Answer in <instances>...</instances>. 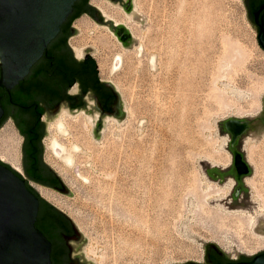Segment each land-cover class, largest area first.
Listing matches in <instances>:
<instances>
[{"label":"rangeland","instance_id":"1","mask_svg":"<svg viewBox=\"0 0 264 264\" xmlns=\"http://www.w3.org/2000/svg\"><path fill=\"white\" fill-rule=\"evenodd\" d=\"M242 1L131 0L132 8L126 13L120 4L103 0L105 8L121 19L131 17L135 35L121 25L129 30L133 46L122 47L107 26L86 17L88 28L68 40L70 47L75 39L82 52L93 48L88 55L96 64V35L107 34L133 53L129 67L120 66L109 79L98 76L113 85L125 116L104 117L96 139L99 115L76 113L93 123L95 152L82 162L72 167L54 158L52 165L45 162L46 120L60 109L69 110L60 106L54 115L42 117L43 161L72 194L44 188L53 193L59 207L42 198L63 212L86 239L81 253L92 264H199L208 243L229 261L264 251V127L246 134L237 148L251 164L248 186L241 180L237 198L226 191L227 134L218 128L230 118L258 116L263 108L264 51L256 45ZM72 53L77 61L85 56ZM180 74L181 93L177 88ZM69 93L76 94L77 87ZM6 123L20 137L19 174L26 179L23 138L11 119L0 130ZM107 123L115 130L105 136L102 131ZM146 158L151 161L148 168ZM164 170L181 172V178L177 177L181 183L175 186L169 214L162 217L155 232L150 227L153 215L147 196L135 182L145 172ZM29 185L40 195V186ZM241 212L244 215L239 216ZM250 215L255 216L252 230L246 227Z\"/></svg>","mask_w":264,"mask_h":264},{"label":"water","instance_id":"2","mask_svg":"<svg viewBox=\"0 0 264 264\" xmlns=\"http://www.w3.org/2000/svg\"><path fill=\"white\" fill-rule=\"evenodd\" d=\"M77 1L78 0H0V88L9 92L20 81L24 80L31 68L41 59L48 45L57 37L60 32V27L72 13L73 6ZM121 1L122 0H120V2ZM131 8V0H129L123 10L129 13ZM100 15L101 12L98 11L97 16L99 21L102 20ZM110 21L113 23V27L107 26V28L117 38L121 46L124 48L132 47L133 40L130 37L131 34L129 30L121 24H115L112 20ZM116 26L119 27L117 31L114 32L113 28H116ZM72 31H76L75 34H77L76 29ZM125 31L128 32L129 37L126 44L127 46L124 45L126 40L123 34ZM70 51L72 53L71 49ZM83 52L85 53L83 58L87 59L88 53L94 52V50L91 47H86L83 49ZM100 82L112 89L118 98L120 111L115 113L113 117L123 118L125 113L115 88L110 82H103L101 80ZM76 102L77 103L73 106H67L65 103H61L59 106L48 109L47 113L54 115L60 106H65L72 115L76 114L78 111H87V109L83 108L84 105L79 98L76 99ZM85 102L90 110L89 112L98 114L95 109V102L89 96L86 97ZM3 114L4 112L0 104V119ZM261 114L262 112L255 117L243 119L230 118L222 121L218 124L219 131L221 134H224L226 133L224 131L225 128L232 134V137L235 138L245 131V121H248L251 123L249 126L250 129L245 135L250 132H255L264 127V125H261L259 119ZM103 120L104 117L99 115L98 121L95 122L94 138L96 139H99ZM242 138L237 148L241 147ZM0 162L3 163L1 160ZM1 163L0 264H50L51 245L35 226L38 216L39 200L25 184L27 178H19L13 172L15 171L19 174L18 171L14 170L6 163ZM4 164L8 165L10 168ZM236 167L240 173H243V170L240 169H247L243 163L239 166L240 168L236 163ZM54 190L72 197V194L62 182L61 188ZM74 228L76 239L72 242V246L76 249L75 254L83 260L84 264H92L87 261L81 253V246L84 245L86 239L77 231L75 226ZM207 247L218 250L215 245L210 243L206 245V248ZM242 258H247L249 260L245 262L231 261L232 263L227 264H264V251L255 256L240 255L239 259Z\"/></svg>","mask_w":264,"mask_h":264},{"label":"bare ground","instance_id":"3","mask_svg":"<svg viewBox=\"0 0 264 264\" xmlns=\"http://www.w3.org/2000/svg\"><path fill=\"white\" fill-rule=\"evenodd\" d=\"M91 4L100 10L105 18L112 20L115 24L120 23L125 25L132 31L133 35L136 34L132 22L130 23V16H128L126 20L121 19L119 14H115L105 8L103 0H91ZM88 25V20L82 17L75 21L73 28L76 29L77 32H82L88 28ZM106 35H96L94 40L97 51H99L96 56V61L101 79H109V75L118 71L120 66L123 67L126 65L129 67L131 65V56L133 55L130 51L123 50L114 42L113 38ZM70 47L77 57L80 58L82 56V49L76 45L75 39L71 40ZM136 54H140V49H137ZM149 63L151 66L153 65L152 55L149 57ZM192 84L193 82L186 84V86ZM177 88L179 91L181 90V74L179 75ZM112 121L115 122L114 120H110V122ZM46 123L47 135L43 143L45 147L44 160L47 164L52 165L53 163L51 164V160L54 158L65 166L72 167L82 162V160L90 156L92 152H95V142L91 136L93 123L90 117L82 113L72 115L66 109H60L54 117L47 119ZM114 130L115 129L107 123L102 132L106 136L112 134ZM226 140L225 138L224 141L226 142ZM20 145V137L13 131L11 126L6 123L0 130V160L10 164V166L18 172H20ZM245 145L246 149L250 151L249 143ZM248 160L250 162V158H248ZM150 162V159L146 158L147 168ZM168 176H176V179L172 181L168 180ZM177 177L181 178V172L176 171L172 173L164 170L162 172L153 173L148 171L145 172L144 175L139 176V181L137 183L135 182V185L141 186L144 189L149 207L152 209L153 224L151 223L150 225L152 231L157 232L159 224H162V217L168 215L171 210V203L175 200L176 196L175 186L179 184V182L181 183V179L179 181ZM231 185L232 181L230 180L226 185V191L230 190ZM40 187L37 188L40 196L59 207L53 193ZM241 215H244V213L241 212L239 216ZM248 217L249 220L248 223L246 222V227L252 230L255 224V216L250 215ZM258 241L257 239L255 242L257 243Z\"/></svg>","mask_w":264,"mask_h":264},{"label":"trees","instance_id":"4","mask_svg":"<svg viewBox=\"0 0 264 264\" xmlns=\"http://www.w3.org/2000/svg\"><path fill=\"white\" fill-rule=\"evenodd\" d=\"M79 1L74 4L72 13L76 10ZM70 16L71 14L67 20L70 19ZM75 17L73 16L71 19ZM67 20L60 27L57 37L48 45L41 59L31 68L24 80L20 81L9 92L0 88V104L4 112L0 119V127L6 120H13L17 131L23 138L22 163L25 175L27 179H34L35 181H41L35 173L37 170L35 156L39 147L43 153L44 123L41 117L45 109H52L63 102H71L73 97L67 94V90L75 81L79 82L83 92L86 91V88H90L99 96H102L101 91L105 88V84L100 82L98 78L97 64L92 57L83 61L74 59L68 47L66 36L63 37V34L66 33L65 24ZM111 92L114 93L112 89ZM41 163L55 177V180L61 183L56 173L43 161ZM4 165L10 168L6 164ZM13 172L22 179L20 174ZM27 187L55 215L73 226L72 221L65 214L43 200L34 189ZM50 218L52 216L49 213L41 214L39 212L37 216L35 226L43 234L46 233L39 223H44Z\"/></svg>","mask_w":264,"mask_h":264},{"label":"flooded vegetation","instance_id":"5","mask_svg":"<svg viewBox=\"0 0 264 264\" xmlns=\"http://www.w3.org/2000/svg\"><path fill=\"white\" fill-rule=\"evenodd\" d=\"M90 1L91 0H80L76 10L73 13H71L70 19L68 20L66 19L67 20V23L65 24L66 33L63 34V37L66 36L67 44H68V40L75 35L76 31L75 32L72 31L74 29L73 25L75 21H77L82 17H86L90 22L100 24V26L105 25V26L113 27V23L109 19L105 18L104 15H102V13L100 15L102 20L99 21L97 16L99 10L94 6H92ZM108 1L115 4H121L122 8H124L126 7V4L129 0H124V1L122 0L121 2L120 0H108ZM242 2H243V9L245 12L246 20L255 35L256 45L260 50L264 51V0H243ZM73 16L76 17L74 19H71L73 18ZM70 20L72 21L70 22ZM118 27L119 26L113 28V31L116 32ZM123 36L125 37L126 40L124 42V45L127 46L126 44L129 40L128 32L125 31ZM87 56L88 58L91 57L90 55ZM87 59L83 58V60H87ZM74 86L77 87V93L72 95L69 93V90H71ZM101 92H102V96H99L98 93H96L94 90L90 88H86V91L83 92V89H81L79 82L75 81L72 85L69 86L67 90V94L72 96L73 100L71 102H63V103H65L67 106H73L77 103L76 99L79 98L84 105L83 108L87 109V111L89 112L90 110L86 106V102H85L86 97L89 96L95 102V109L97 110L98 114L101 117L115 116V113L120 111L117 96L115 95V93L111 92V89L106 85ZM42 107L43 106L41 105V108ZM47 111L48 109H45L43 116L47 113ZM259 119L261 125H264V103H263L262 114ZM245 123H246L245 131L240 135L236 136L235 138H233L232 134H230L224 128V131L227 134L226 148H227L229 163L227 166L223 168V170L228 169L225 172V174H227L229 178L227 183H229L230 180L232 181L230 191H232L231 193L233 198H237L242 192V186H241L242 184L240 183L244 182L246 186H248L247 180L251 178L250 170L248 166V164L250 166L251 164L249 163L248 159L247 161L244 160L243 155L241 153L243 152V150L237 149L240 139L250 129L249 126L251 123L248 121H245ZM244 149H245V145H244ZM22 159H23V154H22ZM35 159L37 162V170L35 173L41 181H35L34 179H27L25 181V184L30 187L29 182H32L38 186L45 187L48 190L60 189L61 183L59 181L57 182L55 180V177L49 171H47L41 163L43 161V153H41V147L38 148V153L35 156ZM236 163L238 167L241 165V163L245 164L247 169L245 168L240 169L243 170V173H240V171L236 167ZM22 169H23V163H22ZM23 172L25 174L24 169ZM38 200H39L38 215L40 212L41 214L49 213L52 216V218H50L48 221H45L44 223L41 222L39 223V225L42 226L46 234H43L42 232L41 233L45 236V238L49 241L51 245L50 264H84L83 260L78 255L75 254L76 249L73 248L72 246V242L76 239L75 228L71 224L67 223L63 218L59 217L58 215H55L53 211L48 209V207L45 205V203L42 200H40L39 198ZM245 261H248V259L242 258L236 260L235 262H245ZM227 263H232V262L226 260V258L218 250L207 247L205 250L203 263H199V264H227Z\"/></svg>","mask_w":264,"mask_h":264}]
</instances>
